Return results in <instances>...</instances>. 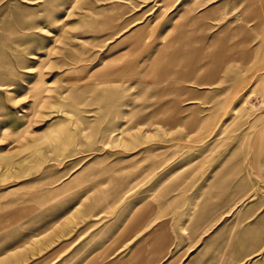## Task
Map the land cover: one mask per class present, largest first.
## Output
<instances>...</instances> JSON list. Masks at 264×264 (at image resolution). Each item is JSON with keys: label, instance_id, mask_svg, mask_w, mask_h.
Returning a JSON list of instances; mask_svg holds the SVG:
<instances>
[{"label": "rangeland", "instance_id": "1", "mask_svg": "<svg viewBox=\"0 0 264 264\" xmlns=\"http://www.w3.org/2000/svg\"><path fill=\"white\" fill-rule=\"evenodd\" d=\"M109 258L264 264V0H0V264Z\"/></svg>", "mask_w": 264, "mask_h": 264}, {"label": "crops", "instance_id": "2", "mask_svg": "<svg viewBox=\"0 0 264 264\" xmlns=\"http://www.w3.org/2000/svg\"><path fill=\"white\" fill-rule=\"evenodd\" d=\"M211 13L212 10H209L204 15H193V17L191 18V22L193 25L192 30L187 34L183 33L179 35V44L170 47L169 50H171V52L167 53L168 58L163 61L162 64L158 63L160 61L157 60L154 62L155 69L160 72V76L170 71L169 64H173L176 58V60H189V63H187L191 65V71L193 72L203 68V66L205 65L204 68H206L205 70L208 74V78H215V76L222 70V67L224 66L226 61L233 58H243L248 55L247 50H245L246 48H244L241 49L240 52H237V56L236 50H234L237 45L228 46L225 39H222L219 34H214L211 37H208L207 41H205L204 37L197 34L201 19L210 16ZM223 30L226 31L227 27H225ZM236 30L239 31L238 29ZM156 58L157 55L154 60ZM202 59H205V63L203 65L200 64V61ZM192 93L196 94L194 92ZM193 98L194 97H189L188 99ZM161 105H163V107H161L158 112L168 114L165 118V121L168 122L176 121L178 113L184 110L178 106V102L176 99H172L169 102L162 103ZM143 262L145 263V260L141 261L140 264H142ZM103 264H124V261L110 260L109 258Z\"/></svg>", "mask_w": 264, "mask_h": 264}, {"label": "bare ground", "instance_id": "3", "mask_svg": "<svg viewBox=\"0 0 264 264\" xmlns=\"http://www.w3.org/2000/svg\"><path fill=\"white\" fill-rule=\"evenodd\" d=\"M171 111V110H170Z\"/></svg>", "mask_w": 264, "mask_h": 264}]
</instances>
